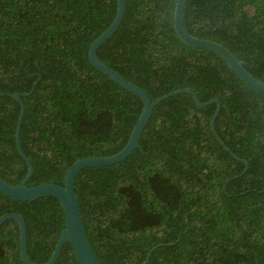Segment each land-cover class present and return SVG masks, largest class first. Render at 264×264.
Listing matches in <instances>:
<instances>
[{
  "label": "trees",
  "instance_id": "1",
  "mask_svg": "<svg viewBox=\"0 0 264 264\" xmlns=\"http://www.w3.org/2000/svg\"><path fill=\"white\" fill-rule=\"evenodd\" d=\"M175 0H126L125 16L97 50L100 59L161 100L139 145L116 164L95 167L76 186L85 229L100 264H264V92L214 51L190 46L173 25ZM116 0H0V92H26L20 143L33 163L27 184L64 182L77 158L123 147L141 99L96 69L89 43L112 21ZM189 32L229 48L264 80V0H187ZM36 81V82H35ZM35 82V83H34ZM19 104L0 94V175L27 170L14 139ZM237 175L224 182L228 177ZM20 212L27 252L44 262L64 226L58 199L18 203L0 194V215ZM0 264H24L15 219L0 225ZM54 264H79L65 243Z\"/></svg>",
  "mask_w": 264,
  "mask_h": 264
},
{
  "label": "water",
  "instance_id": "2",
  "mask_svg": "<svg viewBox=\"0 0 264 264\" xmlns=\"http://www.w3.org/2000/svg\"><path fill=\"white\" fill-rule=\"evenodd\" d=\"M186 1L187 0H175L173 9V25L177 36L190 46L216 52L239 78L257 90L264 92V80L256 77L249 70H247L243 65L242 60H240L229 48L216 40L197 36L187 30L184 23V10ZM125 12L126 0H116V11L114 18L109 23V25L89 43L87 48L88 60L96 69L108 75L112 80L116 81L122 87L136 94L142 101L140 113L138 114L137 119L130 131L128 139L123 147L118 151L109 155L85 156L75 159L68 166L63 183L42 181L34 184H27L26 182L32 175L34 167L30 158L23 151L20 143V126L25 111V104L21 96L29 94L32 91L34 84L31 89L26 92H0V94L10 95L19 104V113L15 124L14 139L16 148L27 165V170L24 177L16 183H9L0 175V194L18 203L40 199H58L63 208L65 218L64 226L59 232L58 238L49 258L44 262H36L29 257L27 252V229L23 215L18 211H7L0 215V225L8 218L15 219L18 224L19 253L24 264H54L60 254L62 246L65 243L71 244L79 264H100L85 229L80 201L76 192V186L81 177L95 167L116 164V162H120L127 158L139 145V139L154 111V107L161 100L169 96L181 92H187L191 94L194 102L197 105L205 106L214 102L216 106L210 117V128L212 133L218 142L228 152H230L231 155L245 163V166L240 174H242L248 166V161L236 155L225 144L215 128V118L221 108V101L218 98L212 97L207 100H201L194 89L186 86L169 90L155 98H152L144 88L127 79L118 70L99 58L97 54L99 46L103 44L108 38H110L117 30L125 16ZM236 176L237 175H232L228 177L224 182V187L228 180ZM151 250L152 248L147 251L146 257L141 264L146 263Z\"/></svg>",
  "mask_w": 264,
  "mask_h": 264
}]
</instances>
